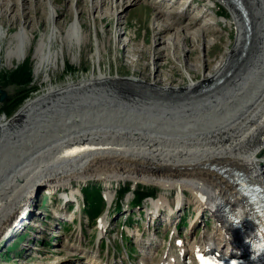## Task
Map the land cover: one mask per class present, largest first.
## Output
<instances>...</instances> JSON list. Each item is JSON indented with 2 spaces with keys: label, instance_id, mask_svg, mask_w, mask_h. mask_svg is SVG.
Returning <instances> with one entry per match:
<instances>
[{
  "label": "bare ground",
  "instance_id": "1",
  "mask_svg": "<svg viewBox=\"0 0 264 264\" xmlns=\"http://www.w3.org/2000/svg\"><path fill=\"white\" fill-rule=\"evenodd\" d=\"M57 1L50 0L55 23L61 28L57 16L71 8L61 10ZM84 1L76 0L78 6ZM88 1L92 32L96 28L90 70L67 76L62 82L44 75L40 91L11 117L0 116V240L27 213L35 192L43 185L49 193L62 189L60 197L74 202L81 193L72 186L74 181L133 179L176 189L174 208L161 192L152 199L154 212L166 207L172 214L193 203L197 210L193 224L206 208L217 221L215 231H204L199 238L185 237L178 244L175 235V246L170 243L160 256L162 241L155 247L154 233L148 231L144 236L137 228V264H206L221 256L240 260L241 245L259 228L261 214L244 186L256 184L264 190V160L259 159L264 150V0H207V4L218 1L228 9L229 16L221 21L231 27L234 37L222 58L206 70L200 63L185 62L183 55L189 49L181 48L177 54L174 48L188 36L198 41L200 48L202 34L214 32L218 21L210 17L211 21L196 23L188 21V16L180 20V14L191 12L188 8L194 0H145L156 6L149 79L136 73L137 68L128 75L111 73L106 43L111 39L116 48L115 60L121 35L115 26L105 41L97 27V22L110 15L120 22L125 7L139 0H112L103 14L97 9L104 0ZM45 2L44 7L42 0H0V18L6 15L12 22L22 17L17 29L33 34V26L24 17L33 13L36 18V10L46 9L50 24L49 0ZM84 10L79 6L71 21L78 20L84 27V19H79ZM174 26L176 31L156 36ZM77 51L65 55L76 62L81 58ZM162 56L180 58L183 76L179 80L158 72L157 60ZM137 63L138 58H133L132 68ZM198 69L200 77L194 73ZM40 72L35 66L34 74ZM105 196L111 204L113 193L106 191ZM105 215H101L104 220ZM103 218L97 243L107 233ZM81 245L72 248L79 253L81 264H118L102 260L98 246L86 251Z\"/></svg>",
  "mask_w": 264,
  "mask_h": 264
},
{
  "label": "rangeland",
  "instance_id": "2",
  "mask_svg": "<svg viewBox=\"0 0 264 264\" xmlns=\"http://www.w3.org/2000/svg\"><path fill=\"white\" fill-rule=\"evenodd\" d=\"M45 1L42 0L44 7L46 6ZM111 2L112 0H104V3L97 11L103 14ZM56 5L61 10L66 9V6L71 8L63 12L60 10L59 15H56L59 18L58 21H60L61 28L72 20L74 14H76L75 10L79 6L85 8L84 12H81V15H79V19H84V29L87 32L86 44L81 48L80 53L77 51V57L81 58L79 61L71 62V57L65 55L54 71L40 72L37 76L34 74L35 64L31 52L22 62H14L7 68H0L2 74L8 75L17 64H22L27 61L32 64V78L28 84H17L12 81L0 79V86L7 92V97L3 101H0V116L6 119L11 117L27 99L33 97L37 91L43 88L44 75H50L54 81L62 82L65 77L78 76L79 73L89 71L90 66L92 67L90 55L94 49L93 39L95 36L93 34L96 28L92 32L93 24L91 21L93 14H89L86 11L89 1L79 2L78 6L76 0H58ZM179 7H182V5L180 4ZM189 8L188 10L191 12H188V14H180V20L188 16V21L196 22L199 20L198 23H203L211 21L209 20L210 17H214L218 21V25H215L214 32L207 31L202 34L204 43L200 48L198 41H193L188 36L186 42L183 43L181 41L174 50L178 54L181 48L189 49L183 55L184 60H186L185 62L200 63L206 70L222 58L226 47L231 46L233 43L234 31L229 25L221 21L224 17L227 18L229 16V12L218 1L214 5H210L207 4V0H194ZM155 10V5H151L145 0H139L125 7L124 12L121 13L120 22L116 23L111 15L103 19V21L97 22L99 36L105 38V41L109 39L108 35L110 36L112 34L111 32L115 26L121 35L117 46V49H119L118 55L115 60L112 59V55L116 48L112 47L111 39L106 43L107 53L105 56L109 67H111V73L128 75L132 69L137 68L135 70L136 73L141 75L146 74L147 79H149L151 66L148 62L152 55V23L156 18ZM171 10L175 11V13L177 11L176 8H172ZM46 11V9H41V12L37 13L36 10L34 12L36 13V18L33 13L24 17L33 26V34L39 35V33L48 28L49 22ZM175 13H171V16L176 17L177 14ZM222 13L224 15H220ZM96 14L94 13V15ZM193 16L197 18L193 19ZM20 18L22 17L17 16L15 20L8 22V16L4 15V17L0 18V21L2 26L7 27V29L9 28V31H14L19 26ZM195 26L196 24H193V27ZM174 28L156 36H167V33L178 29L177 26H174ZM124 42L128 43L125 50L123 48ZM133 58H138V63L136 67L132 68L131 60ZM179 59L175 60L173 57L168 58L162 56L161 59L157 60L158 72L161 73V76L172 78L175 81L179 80L183 76L182 69L178 65ZM194 73L196 77H200L201 75L199 69ZM21 95H23L22 99L18 103H14L13 107H11V103L19 99ZM259 159L264 160V150L259 154ZM107 180V178H91L86 181H74L72 186L78 187L81 190V194L79 193L78 195L79 201L76 207L73 202H66L60 197V191L62 189L55 193H49L46 188L47 185L41 186L34 194L33 198L35 200L32 199L30 201L27 213L22 214L19 219V221L21 220L19 226H17L18 221L7 232V236L5 235L0 240V264H81L79 253L72 249L75 244H82L81 247L86 251H90L98 246L102 260L105 262L114 261L118 264H137L140 255V246L135 241L136 236L134 235L137 228L141 233H144V236L147 235L148 231H151L152 234L154 233L152 241L155 247L157 245L156 243L162 241L159 245L160 251L158 256H160L162 251L170 246V243L172 246H175V235L178 238L181 237L182 240L185 237L192 240L199 238L204 234V231L207 233L215 231L217 227L216 217L212 215L208 208L202 212L198 222L193 224L197 214L193 203H186L182 208L172 214L168 213L166 207L158 213L156 210L154 212L152 199L158 197L161 192L166 193V198L171 203V207L174 208L177 195L175 188L165 189L153 182L146 183V181H134L133 179H118L109 182ZM124 186L125 188L128 186L127 189L130 191L119 200L121 207L118 210L116 208L117 204L115 203V201H118L116 190L119 191ZM96 188L102 194L105 191L113 193L115 189L113 201L110 207L107 206V208L106 205H103V208L98 214L94 217H88L87 211L91 212L93 209L87 210L89 202H85L82 193L87 191L89 194L94 195ZM139 190L151 192L154 196L145 198L141 202L140 207H131L129 204L134 196L133 191L137 192ZM185 192L186 195H189L188 191ZM54 210L56 212L59 211L61 215L54 216ZM61 211L68 215H62ZM151 211L152 214H150ZM104 212L106 213L105 220L101 217ZM125 216L129 218L124 220ZM101 218H103V224L107 225V233L104 235L103 240L101 238L100 243H97L96 238L99 233L98 225Z\"/></svg>",
  "mask_w": 264,
  "mask_h": 264
},
{
  "label": "clouds",
  "instance_id": "3",
  "mask_svg": "<svg viewBox=\"0 0 264 264\" xmlns=\"http://www.w3.org/2000/svg\"><path fill=\"white\" fill-rule=\"evenodd\" d=\"M48 8L51 23L39 35L25 29L9 31L0 26V68L22 62L31 52L35 66L41 72H50L55 70L65 54L82 48L87 35L80 22L73 20L62 28L57 27L50 0Z\"/></svg>",
  "mask_w": 264,
  "mask_h": 264
},
{
  "label": "trees",
  "instance_id": "4",
  "mask_svg": "<svg viewBox=\"0 0 264 264\" xmlns=\"http://www.w3.org/2000/svg\"><path fill=\"white\" fill-rule=\"evenodd\" d=\"M32 78V64L27 62H23L22 64H17L16 67L14 69H12L8 75L6 74H2L0 72V79L3 80H8V81H12L14 83L17 84H28L31 81ZM23 95H21V97H19V99H17L16 101H14L13 103H11V107H13L14 103H18L21 99H22ZM8 105V106H9ZM128 188V186H127ZM124 187H122V189H119V191L117 190V198L118 201L116 202L117 204V209H120V203L119 200L125 195V193L129 190ZM84 198L86 202H89L88 206H87V210H92L91 212L87 211V216L88 217H94L96 214H98L101 209L103 208V198L102 195L100 193V190L98 188L95 189V194H89L87 191L84 192ZM153 195V193L148 192V191H137L134 193V198L132 200V202L137 205L140 206L141 201L143 198L148 197Z\"/></svg>",
  "mask_w": 264,
  "mask_h": 264
},
{
  "label": "water",
  "instance_id": "5",
  "mask_svg": "<svg viewBox=\"0 0 264 264\" xmlns=\"http://www.w3.org/2000/svg\"><path fill=\"white\" fill-rule=\"evenodd\" d=\"M244 15L247 17V11H244ZM248 19L246 18V22ZM7 97V92L0 86V101H3Z\"/></svg>",
  "mask_w": 264,
  "mask_h": 264
},
{
  "label": "snow or ice",
  "instance_id": "6",
  "mask_svg": "<svg viewBox=\"0 0 264 264\" xmlns=\"http://www.w3.org/2000/svg\"><path fill=\"white\" fill-rule=\"evenodd\" d=\"M200 259H203L202 257H200Z\"/></svg>",
  "mask_w": 264,
  "mask_h": 264
}]
</instances>
